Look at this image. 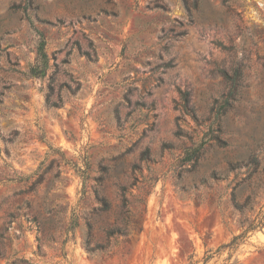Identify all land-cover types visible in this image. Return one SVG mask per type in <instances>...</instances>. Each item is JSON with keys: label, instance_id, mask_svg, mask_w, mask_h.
Returning a JSON list of instances; mask_svg holds the SVG:
<instances>
[{"label": "rangeland", "instance_id": "obj_1", "mask_svg": "<svg viewBox=\"0 0 264 264\" xmlns=\"http://www.w3.org/2000/svg\"><path fill=\"white\" fill-rule=\"evenodd\" d=\"M235 68L242 86L224 108ZM234 194L256 197L253 211H237ZM128 222L142 233L88 252L90 231L105 245ZM251 223L231 260L225 250L211 264H264V0H0L8 254L187 264Z\"/></svg>", "mask_w": 264, "mask_h": 264}, {"label": "trees", "instance_id": "obj_2", "mask_svg": "<svg viewBox=\"0 0 264 264\" xmlns=\"http://www.w3.org/2000/svg\"><path fill=\"white\" fill-rule=\"evenodd\" d=\"M221 47L224 50H227L226 46L221 45ZM46 57H47V55L42 50L41 51V58L45 59ZM31 72L34 73V69ZM223 75H224V77H225V79L229 85V93L226 97L225 104H224V108H227L228 106H230L232 101L236 100V98L240 92V89L242 86L241 85L242 72H241V69L235 68L230 73L224 71ZM184 97L186 98L187 94H185ZM193 157H195L194 159L197 161L198 158H200V150L195 151L193 153ZM121 193H122V206L124 209H126L127 213H131L130 207H132V202L128 198V196H129L128 188L123 187L121 189ZM232 202L234 204V208L237 211H239L242 215H244V214H247L248 212L253 211L254 205L256 203V197L250 195V196H248V198L244 202H240L238 200L236 194H234ZM104 203H105V209H106V211H108L110 209V205L105 201H104ZM145 210H146V207H145ZM246 221H247V219H246ZM254 229H256V226H255V224L251 223L243 235L235 237L229 244L224 245V246L218 248L217 250L208 249L205 251L204 255L201 258H197L196 255H191L189 257L187 264H211V262L215 258L220 257L225 250H229L230 255L226 259V262H228L229 260H231L233 253L237 250V248L239 247L243 238H245V234L251 230H254ZM137 231L139 233H142V231H143V226L139 227L138 222H135V223L128 222L122 227L114 226V227L110 228L109 231L107 232V240L108 241L105 245H93L92 234L90 231L88 233L87 239L85 241V247L90 254H93V255L108 254L109 255L113 251L112 246H111V242H110L112 239L117 240L120 237L127 238ZM64 244H65V242H64ZM7 247H12V246H10L4 242L0 243V258L4 259L7 264H29L27 260L19 259V258H16L15 255L8 254ZM213 264H217V261Z\"/></svg>", "mask_w": 264, "mask_h": 264}]
</instances>
